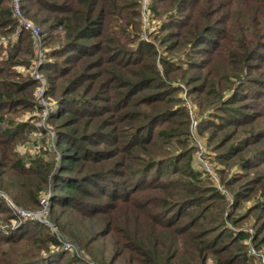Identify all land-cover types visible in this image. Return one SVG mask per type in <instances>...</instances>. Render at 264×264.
I'll use <instances>...</instances> for the list:
<instances>
[{
    "label": "trees",
    "instance_id": "16d2710c",
    "mask_svg": "<svg viewBox=\"0 0 264 264\" xmlns=\"http://www.w3.org/2000/svg\"><path fill=\"white\" fill-rule=\"evenodd\" d=\"M140 1L16 0L54 105L55 152L26 162L36 45L0 0V191L54 224L0 195V264H264V0H148L154 41ZM182 94L231 200L193 165Z\"/></svg>",
    "mask_w": 264,
    "mask_h": 264
},
{
    "label": "rangeland",
    "instance_id": "374dc122",
    "mask_svg": "<svg viewBox=\"0 0 264 264\" xmlns=\"http://www.w3.org/2000/svg\"><path fill=\"white\" fill-rule=\"evenodd\" d=\"M12 3H14V0H11ZM148 3V0H141L140 4H141V20H142V27H143V33L141 34V37L143 39H146L148 41H154L153 37H152V32H154V30L156 29V21H150L147 14H146V4ZM42 54V55H41ZM41 54H39V56L37 55V59L35 61V71L32 70L31 72V76L32 79L35 80L38 83V87L41 85L43 86V92L41 94V96H39L38 94V89L35 93V102L38 106V111L36 113H34V116L31 117L33 114H25V116L23 115L24 119L28 118H33L32 119V123L33 125L36 126V130L26 133V135L24 136V139L22 140L20 146H19V152H21V154H23L24 156H30V158L25 159L26 162L29 161V159H42L43 161H47L50 159V153L46 152L45 153V149H47V147H51V151L55 152V135H54V131L51 130L49 123L47 122L48 116L49 114H51V111L54 107L53 103H50L49 101H47V99L44 96L45 90H46V82L44 80V78L42 77V74L38 71V66L40 63H36L37 60L38 61H42V57H43V52L41 50ZM38 73L40 76V79H37L35 77L34 74ZM36 78V79H35ZM40 86V87H41ZM37 95L39 96V99L37 98ZM182 100H183V105L187 111V114L189 116V137L191 139V145L193 148V165L196 169L204 172V176L205 177H210V175L208 173H206L204 166L200 163H198L197 158L195 157V154L197 150L203 148V152L205 157L211 161L212 166L215 170V162H213L210 158V155L212 156V153L209 151V149L207 148V145L205 143V141L198 136L197 134V124H193L192 121L197 119V114L194 111V108L191 106V104L188 101L187 96L185 97L184 94H182L181 96ZM43 130H45V134L43 132ZM195 153V154H194ZM210 155H209V154ZM216 174V171H214ZM216 177L218 178V183L216 184V182L214 181V179L212 180V184L214 186H217V188L219 189V191L221 193H223L224 195L227 196L228 200H231L230 195L228 194V192L226 191L225 188L222 187L221 182L219 180L218 175L216 174ZM0 195L2 196V198L7 200V204L9 205V207L13 208L17 214L24 216L26 218H30L32 220H37L43 224H46L48 226H50L52 228V230H54V224L48 220L47 217V208L44 206L43 208H41L38 211H30V210H23V209H19L18 207H16L14 204H12L9 200V195H7L6 193H3V191H0ZM46 198L40 200V203L45 205L46 204ZM228 206V205H227ZM244 208L240 209V212L242 213L244 211ZM10 224L15 226L17 224V221L14 219H11ZM53 224V226H52ZM228 227L230 228V230H236L238 229V226L241 225H231V224H227ZM1 228L2 227H7L9 226L8 224L5 223H1ZM249 232H251V230H249ZM69 246V244H65L64 248H67ZM248 252L250 254H253V256H250V260L248 262V264H261L259 257L257 255H254V251H252V248L248 246ZM3 249L0 248V251H2ZM17 252V251H16ZM4 254V253H3ZM80 257H83L81 253L78 254ZM69 255H66L65 257H67ZM64 257V258H65Z\"/></svg>",
    "mask_w": 264,
    "mask_h": 264
},
{
    "label": "built area",
    "instance_id": "2783aa9c",
    "mask_svg": "<svg viewBox=\"0 0 264 264\" xmlns=\"http://www.w3.org/2000/svg\"><path fill=\"white\" fill-rule=\"evenodd\" d=\"M13 11L15 13V15H17L20 19H21V24L26 28V29H29L31 34H32V37L34 38V42H35V52L37 53V55L39 56V54H41V47H40V30L38 28H36L35 26H33L30 22L26 21L24 18L21 17L20 15V12H19V9H18V5H17V2L16 0H14V3H13ZM42 55V54H41ZM36 63H40V61L37 60ZM34 71H35V68H34ZM36 72V71H35ZM35 77L37 79H40V75L38 73L34 74ZM35 78V79H36ZM41 86V85H40ZM38 87V94L39 96H41L42 92H43V86L41 87ZM39 96L37 95V98L39 99ZM198 121L196 120H193L192 123L195 125L197 124ZM203 148L195 151L196 154H195V157L197 158L198 160V163L202 164L204 166V169L206 171V173H208L211 177V179H214V181L216 182V184L218 183V178L216 177V174H215V170L212 169L213 166H212V163L210 160H208L204 153L203 152Z\"/></svg>",
    "mask_w": 264,
    "mask_h": 264
},
{
    "label": "water",
    "instance_id": "95a60500",
    "mask_svg": "<svg viewBox=\"0 0 264 264\" xmlns=\"http://www.w3.org/2000/svg\"><path fill=\"white\" fill-rule=\"evenodd\" d=\"M52 226H53V224H52Z\"/></svg>",
    "mask_w": 264,
    "mask_h": 264
}]
</instances>
